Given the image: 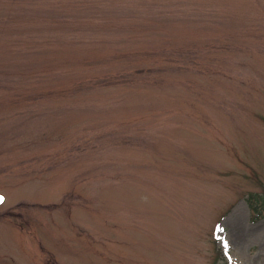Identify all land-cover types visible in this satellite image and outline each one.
I'll return each mask as SVG.
<instances>
[{"label": "rangeland", "instance_id": "374dc122", "mask_svg": "<svg viewBox=\"0 0 264 264\" xmlns=\"http://www.w3.org/2000/svg\"><path fill=\"white\" fill-rule=\"evenodd\" d=\"M0 195V264H264V0H0Z\"/></svg>", "mask_w": 264, "mask_h": 264}, {"label": "trees", "instance_id": "16d2710c", "mask_svg": "<svg viewBox=\"0 0 264 264\" xmlns=\"http://www.w3.org/2000/svg\"><path fill=\"white\" fill-rule=\"evenodd\" d=\"M250 205L252 206V211H253V212H256V210H255V209H256V207H254V206H255V204H254V203H251Z\"/></svg>", "mask_w": 264, "mask_h": 264}, {"label": "snow or ice", "instance_id": "6c2138e0", "mask_svg": "<svg viewBox=\"0 0 264 264\" xmlns=\"http://www.w3.org/2000/svg\"><path fill=\"white\" fill-rule=\"evenodd\" d=\"M3 199H4L3 195H0V200H3Z\"/></svg>", "mask_w": 264, "mask_h": 264}]
</instances>
